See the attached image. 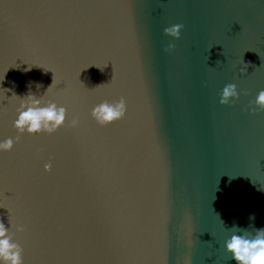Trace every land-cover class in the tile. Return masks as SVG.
Returning a JSON list of instances; mask_svg holds the SVG:
<instances>
[{
    "label": "water",
    "instance_id": "1",
    "mask_svg": "<svg viewBox=\"0 0 264 264\" xmlns=\"http://www.w3.org/2000/svg\"><path fill=\"white\" fill-rule=\"evenodd\" d=\"M261 90L264 0H0V142L21 137L0 219L23 264H237L233 226L264 228ZM30 94L67 109L56 132L15 127Z\"/></svg>",
    "mask_w": 264,
    "mask_h": 264
},
{
    "label": "clouds",
    "instance_id": "2",
    "mask_svg": "<svg viewBox=\"0 0 264 264\" xmlns=\"http://www.w3.org/2000/svg\"><path fill=\"white\" fill-rule=\"evenodd\" d=\"M183 27V24H174L165 28L164 32L166 35L180 38ZM173 48H175V44L170 43L166 51ZM250 63L251 62L245 64V67L241 68L240 71L242 73L246 72ZM54 81L55 76L53 83ZM234 97L239 99L240 92L236 84L229 83L222 90L220 103H235L232 99ZM252 103L264 109V90H261L256 100L249 104L251 111L256 112L257 109L252 107ZM126 111L127 104L124 98L114 103L106 100L92 109V116L99 124L107 125L122 119L126 115ZM17 112L18 118L15 120V127L20 133L27 131L28 133L47 132L51 134L56 132L61 125L64 124L67 109L65 107H58L56 103L52 102L42 107L41 101L37 99L35 95L30 94L27 96V99L20 104ZM78 124V119H73L71 122L73 127ZM20 138V136H17L15 140H13V138H8L0 142V150H11L14 143L19 141ZM44 168L46 171H50L52 169V164L47 163L44 165ZM250 219L254 220L255 216L252 215ZM24 230L23 225L17 226V231L23 232ZM233 230L243 231L244 233L243 235L233 234L231 238L226 241L227 250L233 254L237 264H264V228H253L252 230L255 232L254 237H252L247 229L233 226ZM9 231V227H6L3 220L0 219V261H3V264H23V248L20 243L13 241V237L9 235Z\"/></svg>",
    "mask_w": 264,
    "mask_h": 264
}]
</instances>
